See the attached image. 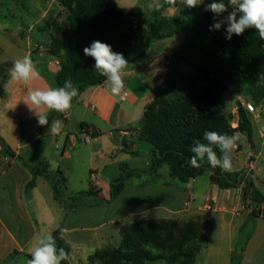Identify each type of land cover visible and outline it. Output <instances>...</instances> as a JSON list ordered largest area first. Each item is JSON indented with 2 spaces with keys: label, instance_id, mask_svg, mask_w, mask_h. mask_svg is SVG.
<instances>
[{
  "label": "trees",
  "instance_id": "1",
  "mask_svg": "<svg viewBox=\"0 0 264 264\" xmlns=\"http://www.w3.org/2000/svg\"><path fill=\"white\" fill-rule=\"evenodd\" d=\"M59 2L67 10L66 22L60 23L49 17L39 32L47 34L48 52L58 59L60 70L57 74L47 70L42 74L52 87H61L66 80H71L79 94L106 81L94 68V59L83 52L93 41L109 44L114 52L123 54L131 63L147 55L152 39L184 33L183 43L168 57L165 74L158 77L161 85L156 88L154 100L144 109L138 139L151 146V173L168 165L170 177L182 184L209 173L211 181L218 187L238 188L244 176L248 175L244 170L233 173L219 167L211 168L207 158L200 162V168H193L188 159L193 155L190 147L194 141L207 143L201 139L206 130L229 136L240 132L251 141L253 125L248 113L239 105V126L237 130L231 129L229 118L223 112L225 103L222 96L231 88H244L251 93V87L257 80L261 52L256 30L249 28L239 36L233 34L231 40L225 39L226 24L220 30L210 31L215 14L205 11V8L212 0H205L194 8H188L183 3L175 16L155 18L150 31L138 26L132 13H125L115 0ZM223 2L228 11L216 17L217 20H223L233 11L228 0ZM2 94L3 91L0 96ZM259 99H264V96L260 95ZM62 115L51 111L48 119L52 121ZM87 126L82 124V128ZM94 135H99V132L95 131ZM0 144L32 173L33 178L26 189L35 186L36 176H44L51 184L55 198L64 202L68 211H76L86 197L98 196L99 192L90 188L77 193V198L66 204L63 199L65 177L60 170L54 175L46 162L30 167L23 158L16 156L1 136ZM214 151L218 157L221 155L218 148ZM231 158L233 160L232 155ZM141 173L123 166L122 176L111 184L110 200L121 194L127 179ZM247 184L246 198L250 197L254 205L249 216L251 219L263 217L264 196L254 187L251 179L247 178ZM240 231L244 235L246 225ZM52 235L57 248H63L68 253V259L61 264H69L71 248L61 237V228H57ZM120 237L119 247L96 250L89 256L88 264H97L95 259L100 260L99 264H160L174 262L176 255L181 257L178 264H195L197 255L205 246L206 227L198 220L179 222L177 219L154 221L143 218L124 225ZM245 237L239 255L232 256L231 264H240L249 235L245 234ZM187 244L189 247L185 248Z\"/></svg>",
  "mask_w": 264,
  "mask_h": 264
},
{
  "label": "crops",
  "instance_id": "2",
  "mask_svg": "<svg viewBox=\"0 0 264 264\" xmlns=\"http://www.w3.org/2000/svg\"><path fill=\"white\" fill-rule=\"evenodd\" d=\"M46 13L47 11L44 10L41 17H45ZM32 34L34 40L40 38L41 35L38 31L32 32ZM41 36L46 38L47 34ZM156 42V39H152L150 49L145 57L128 63L124 76L125 93L127 94L125 100L121 101L112 95L109 84L105 81L101 85L90 87L78 94L72 100L71 109L62 113V117L49 121L46 126L38 125L37 118L29 111L24 101L31 89L52 87L42 71L47 70L57 74L60 70L58 59L47 51V47L43 49L35 44V46L21 47L19 58L11 57L0 61V65L6 62L11 64L4 76L3 94L0 96V136L16 156L23 158L30 167H36L41 162H46L50 166V161L42 153L41 155L39 153L47 138H49L48 143L55 140L56 144L62 147L61 156L63 159L82 164L88 172L89 189L82 192L93 188V182L90 179V174L93 172L96 175V184L99 186L98 190L96 188L94 190L99 194L86 197L80 206L86 218H91L93 210H97L95 205L98 203L93 204L95 198L98 200L110 198L111 184L122 176L123 166L142 172L128 179L125 187L137 177L152 175L153 178L161 179V169L162 171L164 169L169 175L155 188H141L135 192L137 197L129 196V203L132 198V202L145 198V203L139 202V208L129 209L127 213L119 212L118 215L108 220H102L95 225H85V223L81 224V227L65 225L66 216L62 213L60 222L48 233L52 234L62 226L61 237L71 248L70 263H72V259L86 260L90 254L104 246L116 247L111 239H114V242H121V228L143 218L180 219L182 221L199 219L206 227L207 240L210 224L220 219V215L223 213L243 217V221L236 228L238 234L245 220L250 217L251 210L248 212L244 210L245 205L239 193L240 188L222 189L211 181L209 173L204 174L206 175L204 181L206 186L202 196L198 178L182 184L170 177L169 167L163 168L164 165L157 172H150L152 167L151 146L138 139V130L142 125L145 107L154 100L156 88L161 85L158 77L165 74L168 57L183 43H180L175 50L170 51L165 48L160 52H155L153 47ZM2 49L3 47L0 50ZM24 56H29L40 72V76L27 85L13 81L9 75V69L14 61ZM56 120L61 121L63 125L60 134L50 132L51 122ZM83 123L88 126L82 128ZM95 131H98L99 135H94ZM242 136L244 137V135ZM139 159L144 161L141 167H137V163L135 165L133 163ZM247 160L248 152L246 161L242 164L245 166L227 172L236 173L244 170V173L248 174ZM51 169L49 168V170ZM58 170L65 177L61 165ZM244 177V181H247L248 175ZM32 178L30 170L23 167L22 163L8 154L0 144V263L4 262L14 249L20 248L31 253V246H34L38 234H41L40 228L42 230L44 225L41 218L43 191L47 189L48 194L55 198L54 190L44 176H36L35 186L26 189V185ZM155 191L163 193L165 198L163 203L148 201L149 195L155 194ZM199 197L203 199V203L195 205L194 202ZM208 202L216 206L214 211L207 210ZM56 203L54 202V205ZM36 212L39 215H36ZM133 218L135 219L130 220ZM231 220H229V227ZM261 220L264 221V216L257 218L240 264H264V225L260 226ZM15 224L18 226L13 229ZM110 224H116L114 234L104 230ZM81 233L88 234V237L80 236ZM224 235L222 234L221 239ZM225 247L226 251L223 254H226L227 258L224 264H231L234 247L230 241L226 242Z\"/></svg>",
  "mask_w": 264,
  "mask_h": 264
},
{
  "label": "rangeland",
  "instance_id": "3",
  "mask_svg": "<svg viewBox=\"0 0 264 264\" xmlns=\"http://www.w3.org/2000/svg\"><path fill=\"white\" fill-rule=\"evenodd\" d=\"M116 3L125 11V13H132V18L135 20V23L146 29V31H150L152 23L155 18L159 17H173L178 13L179 5L183 4V0H176L175 4H167L164 3V0H160L163 5L159 10L154 8H150L149 4L152 3V0H115ZM205 1V0H203ZM44 10L47 11L45 17H41L43 15ZM54 18L60 23L66 22L67 10L60 4L59 0H0V61L3 59L15 57H20V49L26 46H35L42 47L45 49L48 43V38H44L43 33L39 32V28L42 27L45 21L49 18ZM38 31L41 35L40 38L32 37V32ZM259 37V35H258ZM184 40V34H178L174 37L165 38V39H156V44L154 45V51L160 52L165 48L171 50H175L180 43ZM260 40L261 43V52L259 54V62L257 69V80L254 82V86L251 87V93L249 90L241 88H231L228 92L224 93L222 98L225 103L224 113L229 118V123L231 129H238L239 126V114H238V106L241 105L246 112L250 120L253 119V136L251 141L248 140L245 134L236 132L240 135V139L237 141V146L233 149L231 155L233 157L232 160V170L235 171L242 168L245 165H242L246 161L247 152H248V160L246 166L248 167V179L252 180L254 187L264 196V99H259L260 95L264 96V40ZM34 43V45H33ZM30 44V45H29ZM47 49V48H46ZM48 51V49H47ZM11 64L6 62L3 65H0V92L3 91V84L5 79V74L7 72V68L10 67ZM259 102L257 103V101ZM252 103L255 105V111L249 112L246 109L247 104ZM72 126V125H71ZM235 133V134H236ZM244 135V137L242 136ZM44 140V139H42ZM49 138H47L43 146L44 151H40L39 155L45 156L50 161L49 168H52L50 171L57 175L59 165H61V169L65 173V184L63 186L64 196L63 199L66 204H71L73 199L77 193H80L84 190L89 189L88 183V172H86L85 167L82 164L72 163L71 160L63 159L61 156L62 147L58 146L53 140L48 143ZM145 144V143H144ZM242 149V150H241ZM137 163V167H141L144 161L135 160ZM75 164V165H74ZM168 168L167 165H164L163 168ZM142 169V168H139ZM161 171V179L153 178L151 176H142L141 178H135V180L127 185L121 192V194L113 201L105 198H101L100 200L94 199L93 204L96 202V209L93 210V215L91 218H86L85 214L80 207L77 208V212L68 211L64 206L65 203H61L56 198L51 197L48 193L49 191L45 189L42 194V220L44 221V225L42 230L40 228V233L38 237L43 234H47L53 227L60 222L61 214L66 216L64 223L65 225H74L80 226L81 224L87 225H95L102 220H108L120 212L127 213L130 210L137 209L140 207V203H145V198L138 199V201H133L132 199L129 203V196H135V192L141 188L153 187L159 185L164 178H167L169 175L163 169ZM92 187L98 190V184H96L95 179L91 178ZM148 180V182H145ZM206 175H202L198 177V186L200 187V191H202L201 195L203 196L205 193V181ZM94 185V186H93ZM238 188H240L239 193L244 200L245 212H248L253 208V203H251L250 197L246 198V192L248 190L247 181H244ZM157 190V189H156ZM155 194L149 195V200L152 203H163L164 195L159 191H155ZM54 202H57L54 205ZM84 202V201H83ZM82 202V203H83ZM87 202V201H86ZM115 203V204H114ZM203 203V199L199 197L194 202L195 205ZM210 203V202H208ZM207 205V204H206ZM211 205V204H210ZM216 206L211 205V208L207 210L214 211ZM39 213V211H38ZM36 212V215H39ZM188 217V216H187ZM245 218V217H244ZM249 218V219H248ZM245 220L246 231L243 233H236V228L239 223L243 221V217L240 215L225 214L220 215V219L214 221L210 224L207 231V240L204 245L202 253L198 254L197 263L196 264H224L227 258L226 254L223 253L226 251L225 244L230 241L231 245L234 247V252L232 256H237L240 253V247L246 239L245 234H252L253 228L256 225L257 218L251 219L248 217ZM130 219V220H134ZM151 219V218H148ZM188 219V218H185ZM231 220V226L229 227V220ZM154 221L162 220V219H151ZM167 220V219H166ZM179 222H187L177 219ZM200 221L199 219H195ZM201 222V221H200ZM260 226L264 225V221H260ZM18 225L15 224L13 229H15ZM81 227V226H80ZM62 228V226L60 227ZM104 230L109 232L110 234H114L116 231V224L108 225ZM102 231V230H100ZM222 234L223 239H221ZM83 237H88V234L81 233L79 234ZM90 235V234H89ZM114 239H111V242L116 247L120 246V242H114ZM118 243V244H117ZM33 247V246H31ZM104 247H112V246H104ZM103 247V248H104ZM186 247H189L188 244ZM246 247V245H245ZM244 247V249H245ZM100 250V249H99ZM244 251V250H243ZM92 255V254H90ZM89 255V256H90ZM243 257V253L241 254ZM86 260H74L72 259V263L69 264H88V259ZM31 259V253L28 251H24L23 249H14L10 256L0 264H27L28 260ZM181 257L176 255L174 262H166L160 264H178L180 262ZM99 264L100 260L94 261Z\"/></svg>",
  "mask_w": 264,
  "mask_h": 264
},
{
  "label": "clouds",
  "instance_id": "4",
  "mask_svg": "<svg viewBox=\"0 0 264 264\" xmlns=\"http://www.w3.org/2000/svg\"><path fill=\"white\" fill-rule=\"evenodd\" d=\"M188 8H194L203 3V0H183ZM164 3L175 4L176 0H164ZM233 11L229 12L223 20H217L216 17L227 12L228 7L223 0H212L205 11H210L214 15V23L210 26V31L220 30L223 25H227L225 39L231 40L233 34L239 36L246 29L254 28L261 40H264V0H228ZM163 5L160 0H152L150 8L159 10ZM239 14V19H237ZM84 55L92 57L95 61L94 68L109 84L112 95L118 97L121 101L125 100V71L128 67V60L121 53L114 52L112 47L101 41H93L90 46L83 49ZM10 78L16 82H22L27 85L30 81L40 76L29 56L14 61L9 69ZM79 94L78 88L71 80H66L61 87H48L47 89H31L25 99V104L29 111L37 118L39 126L49 124L48 111L64 113L71 109L73 98ZM62 122L59 120L51 122L50 132L60 134L62 131ZM203 141H194L190 147L193 153L188 159V164L193 168H200L202 161L207 158L211 168H221L224 171L232 170L231 153L237 146L240 139L238 133L229 136L216 131H204L202 133ZM214 148H218L221 155L218 157ZM68 259V253L63 248H57L56 239L51 233L43 234L37 238L31 249V259L27 264H61Z\"/></svg>",
  "mask_w": 264,
  "mask_h": 264
},
{
  "label": "built area",
  "instance_id": "5",
  "mask_svg": "<svg viewBox=\"0 0 264 264\" xmlns=\"http://www.w3.org/2000/svg\"><path fill=\"white\" fill-rule=\"evenodd\" d=\"M124 95L127 96L126 93H125ZM246 109H247V111H249V112H253V111H255V105H253L252 103H249V104H247ZM90 177L93 178V179H95V178H96V175L92 172V173L90 174ZM206 207H207L208 209H210V208H211L210 203H208Z\"/></svg>",
  "mask_w": 264,
  "mask_h": 264
}]
</instances>
